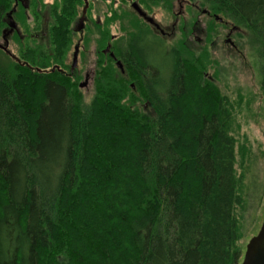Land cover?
<instances>
[{
	"label": "trees",
	"instance_id": "1",
	"mask_svg": "<svg viewBox=\"0 0 264 264\" xmlns=\"http://www.w3.org/2000/svg\"><path fill=\"white\" fill-rule=\"evenodd\" d=\"M135 1L148 12L174 0ZM186 1L248 39L264 98V0ZM80 3L55 6L48 44L30 45L23 64L0 53V264H241L257 186L244 190L236 167L237 147L246 160L253 149L218 85L217 28L194 47L186 32L167 45L135 23L110 42L131 79L110 64L86 101L55 66Z\"/></svg>",
	"mask_w": 264,
	"mask_h": 264
},
{
	"label": "rangeland",
	"instance_id": "2",
	"mask_svg": "<svg viewBox=\"0 0 264 264\" xmlns=\"http://www.w3.org/2000/svg\"><path fill=\"white\" fill-rule=\"evenodd\" d=\"M45 3H55L58 12H61L63 0H43ZM82 3L78 6L76 17H74L71 23V29L74 20L81 15ZM189 8H193L186 0H174L172 6L168 8L154 7L149 10L150 16H152L158 23L165 26L171 25L178 18L175 15L179 11H183V16L177 20L174 33L168 39L167 45H173L180 39H183V35H189V38L194 47H199L200 40L204 37V27L209 24L213 25V28H217L219 35L216 37V41L209 43L211 47V54L220 67L218 73V85L228 93L234 101V119L232 130L233 134L237 137L239 145L241 143L248 144L249 151L253 149L251 155H241L240 147H237V164L238 174L244 176V190L248 191V184L250 180L255 189L254 196L246 200L248 201V208L246 207L244 216L245 236L241 239L240 245L243 248V254L246 250V245L249 240L256 235L262 225L264 219V98L261 90V79L258 73L259 59L255 50L249 44L246 37L240 39L236 35L232 34V28H227L217 20H212L207 15H202L200 10H193L190 15ZM114 11L117 15H121L122 19L116 16L114 21H109ZM54 11L49 15L43 14L36 8V5L32 6L27 13L19 16L18 18V31L11 40L10 49L19 57H23L24 52L30 45L35 46L40 43L39 37L42 34L38 31L41 24L44 21L45 16L51 18V23L56 21ZM19 15V14H18ZM194 16V17H192ZM199 16V18H198ZM192 17V18H191ZM88 23L85 29L84 39L81 38V51L78 58V69L81 76L74 77L79 83L84 81V75L86 72H90L94 79L90 81L88 87L81 89L84 94V99L89 101L95 93L96 81L99 76L100 70L105 67V61L109 60V56L104 54L103 51L107 49V43L111 42V38L114 36H129V33L133 30H137L135 23L141 26L150 27L145 24L144 20L138 15V13L131 7L130 1L124 0H90V8L88 10ZM141 18V19H140ZM199 19L197 26L202 29V33L194 29L195 23ZM121 21V22H120ZM126 27V30H125ZM105 29H108L106 34ZM234 33V32H233ZM38 34V37H34ZM73 34V31H72ZM159 34V33H158ZM232 34V35H231ZM231 35V36H230ZM80 36L79 34L73 35L70 43V54L64 61L72 64L73 60V43H77ZM106 43L104 44V40ZM230 39L235 46L229 42ZM69 43V42H68ZM115 43V42H114ZM67 48V45L62 46L58 51H62ZM197 49V48H195ZM2 54V53H1ZM3 55V54H2ZM71 55V56H70ZM3 57L5 60L6 56ZM8 60V58H6ZM11 61V59H10ZM112 62V61H111ZM110 62V63H111ZM12 63V61L10 62ZM117 68L120 73L121 70L115 63H111ZM70 75V74H69ZM72 76V75H71ZM257 179V181H255ZM260 200L257 198L256 193L260 192ZM251 192V190H249ZM256 192V193H255ZM259 202V204H258Z\"/></svg>",
	"mask_w": 264,
	"mask_h": 264
},
{
	"label": "flooded vegetation",
	"instance_id": "3",
	"mask_svg": "<svg viewBox=\"0 0 264 264\" xmlns=\"http://www.w3.org/2000/svg\"><path fill=\"white\" fill-rule=\"evenodd\" d=\"M14 1L15 2H14V4H13L11 9L13 11L12 16L14 15L13 19H14V22H15L16 26L14 28L10 27V12H11L10 11V2H9V5L4 9L3 14L0 17V53L8 54L12 59H14L17 62H20V63L23 64L22 61L18 60L19 56L17 54H15L13 51H11V49H10L11 40H13V37L17 33L18 28H19L18 22H17L18 19L15 16L14 13L16 11H18V14H20L22 12L27 13L32 6L36 5V8H38V10L40 12H41V8H42L43 9V14L44 15H49V14H51L50 12H52L55 9V3H50V2L45 3L43 0H14ZM124 1H126V0H124ZM127 1H130L131 7H132V2H134L135 0H127ZM85 4H86V2H85V0H83V6H82V10H81V15L78 16L74 20L73 25H72L73 35L79 34V36H80V38L77 41V43H75V41H74L73 48H72V49H74V52H75L76 46H79L78 58H79V55H80V51L82 49L81 40L80 39L81 38L84 39L85 29L87 27V23H88V20H89V18H88V10L90 8V0H88V6H87V9H86V15H85V19H84V26H83L82 30H78L79 20H80V17L82 16ZM197 9L200 10L202 15H206L207 14V11L205 9H199V8H197ZM147 14L150 16V14L148 12H147ZM183 14L184 13L181 10V11L176 13L175 18H178L177 20H179L180 16L182 17ZM141 18L148 25H150L151 28L156 33H159V35L166 41V43H167L168 39L174 33V29L176 28V25H177V20H176L171 25L168 24L165 27V26L161 25L160 23H158L154 19L155 22L157 24H159V26H160V28H158L156 25H153L150 22L146 21L143 17H141ZM198 18H199V16H198ZM198 18H197V21L195 23L194 29H196V31L202 33V29L197 26V23L199 24V22H198L199 19ZM52 24L53 23H51V18L45 16L44 21L41 24L40 29L38 30L42 34V36L38 38L40 43H41V45L48 44V42H49V31H50V29L52 27ZM105 32L107 34L108 29H105ZM34 37H38V34H35ZM228 40H229V42L231 41L230 39H228ZM70 42H73L72 39L70 40ZM116 42L113 45L111 43H107V49H105L103 51L104 54L109 56V60L105 61V67H108L113 62V63H115L116 66H118L120 68L121 73L124 74V76L126 78H130L131 79V77H130V68L127 66V63L124 60H121V58L117 57V55H116V51H115L116 49L114 47ZM231 43L235 46V44L232 41H231ZM70 50H71V48L66 50L64 58H66L67 56H68V58H70L69 57ZM60 57H61V59H59V61L61 63H55V66H56V68L58 70H60L61 72L68 73V74L72 75L73 77L81 76L80 75L81 71H79V69H78V62H77L76 66H73V60H72V64L69 65V63L66 64V62L64 61L63 55H60ZM73 59H74V53H73ZM118 62H120V64ZM93 79H94V76H92L89 71L86 72L85 75H84V81L79 83V88L83 89V88L88 87L90 81L93 80ZM130 84H131L132 87H136L134 82H132Z\"/></svg>",
	"mask_w": 264,
	"mask_h": 264
},
{
	"label": "water",
	"instance_id": "4",
	"mask_svg": "<svg viewBox=\"0 0 264 264\" xmlns=\"http://www.w3.org/2000/svg\"><path fill=\"white\" fill-rule=\"evenodd\" d=\"M85 2L86 4L83 9L82 16L80 17L79 20L78 30H82L84 26V19L86 15V9L88 6V0H85ZM132 7L146 21L160 28L159 24L155 22L154 18L149 16L147 12L142 9V7L138 4L137 1L132 2ZM216 18L218 19V17ZM15 26L16 24L14 22L12 13L10 12V27L14 28ZM78 53H79V46H76L74 52L73 66L77 65ZM118 63L120 64V62ZM241 264H264V219L259 232L256 235H254L247 243L246 250L244 252V259Z\"/></svg>",
	"mask_w": 264,
	"mask_h": 264
}]
</instances>
